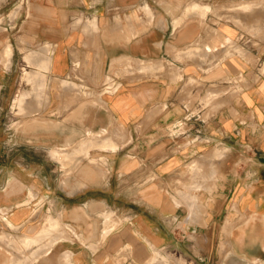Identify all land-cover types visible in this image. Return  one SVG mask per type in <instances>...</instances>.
I'll return each instance as SVG.
<instances>
[{
	"label": "crops",
	"instance_id": "1",
	"mask_svg": "<svg viewBox=\"0 0 264 264\" xmlns=\"http://www.w3.org/2000/svg\"><path fill=\"white\" fill-rule=\"evenodd\" d=\"M31 5L0 21V264H264V0Z\"/></svg>",
	"mask_w": 264,
	"mask_h": 264
},
{
	"label": "rangeland",
	"instance_id": "2",
	"mask_svg": "<svg viewBox=\"0 0 264 264\" xmlns=\"http://www.w3.org/2000/svg\"><path fill=\"white\" fill-rule=\"evenodd\" d=\"M31 2L32 0H0V21L2 22L4 20V16L6 13H9L11 15V17H15L19 12L22 11H28L31 8ZM2 24H0L1 26ZM32 197V196H31ZM44 197L38 196L37 194L35 195V197H33L32 201H31V220H34L39 224L44 223V217L46 215H48V213H53L55 215H57L59 210H55L53 211V198L50 197L47 199V205L44 206ZM112 213V212H110ZM106 225L108 226V222L109 220H111V224L109 223V225L116 227L117 223H115V220L111 219L110 214L106 213ZM64 220V219H63ZM65 221V220H64ZM66 222V221H65ZM182 225V223H181ZM105 228V234H107L108 232H110V228L107 227ZM1 227V226H0ZM60 225H59V220L54 219L50 216V218H48L47 222H46V230L44 232H40L39 235H42L43 237V233H47L46 236V242L45 245L46 247L49 249V247L59 238L65 237V231L64 230H60ZM1 230H5V228H2ZM66 230V235L68 236L67 238L69 240L75 239L78 234L75 230H70V228L65 227ZM51 232V234H50ZM14 234H18L16 232H14ZM49 235V236H48ZM191 238H194V236H191ZM15 248L18 246L17 243H15ZM47 249V250H48ZM163 255H165L167 258L169 259H173L174 257H182V259L184 260V262H186V264H197L195 259L191 256L186 254L185 252L181 251L180 249H166V248H158ZM156 255V251L153 252L152 256L145 262H143L142 264H148V261L150 259L153 258V256ZM121 262V261H120Z\"/></svg>",
	"mask_w": 264,
	"mask_h": 264
},
{
	"label": "bare ground",
	"instance_id": "3",
	"mask_svg": "<svg viewBox=\"0 0 264 264\" xmlns=\"http://www.w3.org/2000/svg\"><path fill=\"white\" fill-rule=\"evenodd\" d=\"M231 15V14H230ZM230 15H229V17H230ZM196 165V164H195ZM50 234H51V232H50ZM46 236H47V233L45 234V233H43V238H44V240L46 239ZM49 236V235H48ZM35 237V236H34ZM37 237V236H36ZM32 238V237H31ZM38 238V237H37ZM34 239V238H33ZM36 239V238H35ZM45 242H46V240H45ZM45 245V244H44ZM46 246V245H45ZM48 248L47 247H45L44 248V250H47ZM159 256V255H158ZM160 258H161V256H160ZM164 258V257H163ZM167 260V259H166ZM162 262V261H161ZM163 262H165V259L163 260ZM162 262V263H163ZM170 262V261H169ZM161 263V264H162ZM166 263V262H165ZM165 263H163V264H165ZM152 264V263H151ZM179 264H182V263H179Z\"/></svg>",
	"mask_w": 264,
	"mask_h": 264
}]
</instances>
